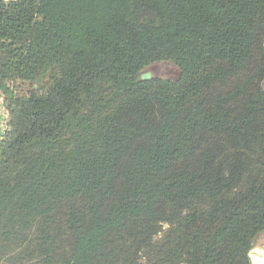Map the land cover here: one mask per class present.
<instances>
[{"label":"trees","instance_id":"16d2710c","mask_svg":"<svg viewBox=\"0 0 264 264\" xmlns=\"http://www.w3.org/2000/svg\"><path fill=\"white\" fill-rule=\"evenodd\" d=\"M0 93V264H250L264 0H0Z\"/></svg>","mask_w":264,"mask_h":264},{"label":"rangeland","instance_id":"374dc122","mask_svg":"<svg viewBox=\"0 0 264 264\" xmlns=\"http://www.w3.org/2000/svg\"><path fill=\"white\" fill-rule=\"evenodd\" d=\"M175 69L176 67L171 64L157 63L154 64L151 68L146 69L144 71V74L149 73L152 77H175L177 74V71ZM255 251L264 252V237L258 242L257 248H255L250 255L252 256Z\"/></svg>","mask_w":264,"mask_h":264},{"label":"crops","instance_id":"0c3cea01","mask_svg":"<svg viewBox=\"0 0 264 264\" xmlns=\"http://www.w3.org/2000/svg\"><path fill=\"white\" fill-rule=\"evenodd\" d=\"M8 114L4 108V101L0 93V142L4 136L7 129ZM255 257L252 256L253 264H264V252L255 251Z\"/></svg>","mask_w":264,"mask_h":264},{"label":"water","instance_id":"95a60500","mask_svg":"<svg viewBox=\"0 0 264 264\" xmlns=\"http://www.w3.org/2000/svg\"><path fill=\"white\" fill-rule=\"evenodd\" d=\"M151 78H152V76L149 73L142 75V80H148V79H151ZM250 264H253L251 255H250Z\"/></svg>","mask_w":264,"mask_h":264},{"label":"bare ground","instance_id":"6f19581e","mask_svg":"<svg viewBox=\"0 0 264 264\" xmlns=\"http://www.w3.org/2000/svg\"><path fill=\"white\" fill-rule=\"evenodd\" d=\"M252 256L255 257V255H252ZM252 256H251V257H252ZM252 261H253V259H252ZM253 262H254V261H253Z\"/></svg>","mask_w":264,"mask_h":264}]
</instances>
